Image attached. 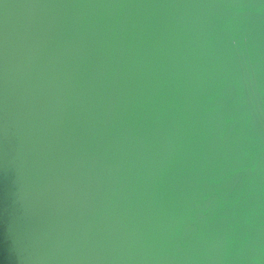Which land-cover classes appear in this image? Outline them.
Wrapping results in <instances>:
<instances>
[{"label": "water", "instance_id": "obj_1", "mask_svg": "<svg viewBox=\"0 0 264 264\" xmlns=\"http://www.w3.org/2000/svg\"><path fill=\"white\" fill-rule=\"evenodd\" d=\"M0 264H264V0H0Z\"/></svg>", "mask_w": 264, "mask_h": 264}]
</instances>
